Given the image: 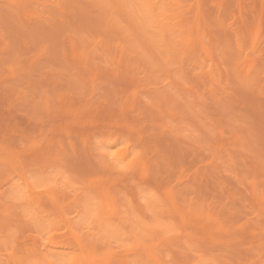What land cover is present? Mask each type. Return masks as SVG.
<instances>
[{
  "label": "rangeland",
  "instance_id": "374dc122",
  "mask_svg": "<svg viewBox=\"0 0 264 264\" xmlns=\"http://www.w3.org/2000/svg\"><path fill=\"white\" fill-rule=\"evenodd\" d=\"M0 264H264V0H0Z\"/></svg>",
  "mask_w": 264,
  "mask_h": 264
}]
</instances>
